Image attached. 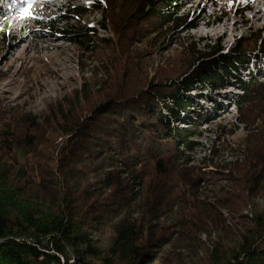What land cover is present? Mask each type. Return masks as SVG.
Segmentation results:
<instances>
[{
    "label": "trees",
    "instance_id": "trees-1",
    "mask_svg": "<svg viewBox=\"0 0 264 264\" xmlns=\"http://www.w3.org/2000/svg\"><path fill=\"white\" fill-rule=\"evenodd\" d=\"M131 1L134 8L129 15H146L154 28L180 30L188 22L185 16H172V0ZM113 4L108 3L106 11L99 4L93 9L111 13ZM82 10L77 7L73 12L82 17L86 12ZM224 12L216 11L210 18L220 20ZM114 19H119L114 31L131 22L121 16ZM72 29L61 32L65 40L73 43L80 36L82 44L92 43L94 53L108 41L97 42L89 32ZM252 37L251 47L244 45V40L238 41L234 55L214 60L216 65L196 70L189 81L185 79L178 86L188 84V91L198 82L217 89L231 70L237 72L236 66L251 58L261 40L260 32ZM205 48L209 52L196 53L204 59L220 52L215 44ZM115 65L110 63L108 67ZM217 65L221 70L216 74L212 69ZM259 84L252 80L239 83L244 96L236 101L238 107L245 103L252 85ZM85 93V89L71 93L65 107L45 115L51 118L48 126L39 119L33 122L26 114L0 115V264H61V258L63 264H264V247L259 246L264 233L257 230L251 238H244L243 250L240 243L226 248L223 242L231 230L225 224L229 223L216 219L214 207H203L196 191L199 185L192 179L194 173L185 168L187 162L173 169L174 154L179 153L182 161L183 152L192 151L197 145L194 139L200 135L193 129L200 126L198 118L190 128L175 130L170 125L180 118L187 104L174 100L175 95L161 93L162 100H174L175 105L158 106L162 100L148 97L144 115H138V107L132 111L124 107L126 111L119 116L114 111L122 110L126 103L117 105L114 98L120 93H116L112 101L106 97L97 100L98 110L94 109L92 115L82 108L87 101ZM136 106L134 103L133 108ZM164 110L169 115H163ZM127 114H131L130 120ZM121 120L129 130L140 122L137 134L144 140L143 133L152 131L151 139L141 144L134 138L136 132L128 131ZM143 144H148V165L141 152ZM162 151L173 155L169 158ZM249 151L240 153L241 162L251 166L249 180L263 182L264 160L257 159L252 166ZM234 171L235 166L230 169L232 174ZM201 178L208 182L206 177ZM217 179L214 176L213 181ZM161 219L165 224H159ZM203 235L215 236L210 249L201 242ZM94 237L101 242L96 243ZM202 250L204 256L200 257Z\"/></svg>",
    "mask_w": 264,
    "mask_h": 264
},
{
    "label": "rangeland",
    "instance_id": "rangeland-1",
    "mask_svg": "<svg viewBox=\"0 0 264 264\" xmlns=\"http://www.w3.org/2000/svg\"><path fill=\"white\" fill-rule=\"evenodd\" d=\"M69 1L70 12L60 17L63 20L60 24L56 23L59 17L53 14L57 8L46 6L45 0H24L19 4L21 10L27 9V14L22 12V16L29 20H21L15 25L8 23L4 35L0 36V115L14 113L23 117L26 114L33 122L37 123L39 119L46 125L51 118L45 115L65 107L69 102L66 98L71 93L85 89L87 101L82 108L86 114H95L94 109L99 105L97 100L106 97L112 101L113 95L120 93L114 102L117 105L123 102L126 106L122 110L116 109L115 115L121 116L126 111L124 107H130L129 111L138 107L137 113L142 116L149 107L146 106L148 97L154 100L158 97L161 101V93L175 95L177 98L174 100L187 106L181 110L180 118L170 123L171 127L177 128L175 130L190 128L198 118L200 126L193 129L200 135L194 139L197 145L193 150L183 152L185 158L182 161L179 153L174 154L173 169L187 162L185 168L194 173L192 179L199 185L196 191L203 207H214L218 215L216 219L229 223L225 224L231 230L223 242L226 248L237 247L239 243L241 248L243 239L251 238L257 230L263 234L264 181L251 183V166L246 161L241 162L243 156L240 153L242 150H254L248 154L253 157L252 166L257 159L264 160V0L250 5L248 13H242L248 0H172V16L187 17V24L180 30L154 28V22L146 15H129L134 8L131 0H108L114 4L113 11L104 12L106 14L93 9L95 4H99L106 11L108 3L106 1L105 4V0ZM210 1H217L218 8L226 13L224 18L215 21L210 18L214 16V8L208 5ZM77 7L86 11L82 17L74 13ZM258 11L260 14H256ZM119 16L132 24L114 31V24L119 21L114 18ZM37 22L44 24L38 25ZM191 26L194 28L189 29ZM69 27H74L72 30L76 33L89 32L97 42L102 39L108 41L94 53L92 43L82 44L80 36L73 43L65 40L66 35H61V32H68ZM257 32H260L261 40L252 51L251 58L237 65V72L231 70L229 78L217 89L198 82L188 91L185 89L188 84L178 86L185 79L189 81L196 70L216 65L214 60L234 55L233 49L238 41L244 40V45L251 47L252 36ZM214 44L220 48L218 54L207 59L196 54L209 52L210 49L205 47ZM114 62L115 66L108 67ZM101 64L107 71L105 75V71L100 69ZM220 70L219 65L212 69L216 74ZM250 79L260 84L252 85L240 108L235 103L244 96L239 83ZM129 82L135 84L130 85ZM93 83L94 88L91 87ZM154 90L157 94L152 93ZM174 100L158 101V106H173ZM134 103L137 104L135 108ZM163 115H169L168 111L164 110ZM126 117L128 120L132 118L131 114ZM121 121L128 131L136 132L134 138L140 139L141 144L151 139L152 131L143 133L144 140L137 134L140 122L129 130V125ZM60 141L61 138L58 139ZM147 145L143 144L141 148L144 154L148 150ZM169 153L162 151L170 158L173 154ZM144 160L150 164L147 153ZM234 166L232 174L230 169ZM202 176L208 182H202ZM214 176L218 177L216 181H213ZM201 185H204L203 189H200ZM159 224H165L164 219ZM94 239L96 243L101 242L99 237ZM200 240L205 248L210 249L215 236L203 235ZM259 246L264 247V240ZM199 254L203 257L204 250ZM63 261L61 258V264Z\"/></svg>",
    "mask_w": 264,
    "mask_h": 264
},
{
    "label": "clouds",
    "instance_id": "clouds-1",
    "mask_svg": "<svg viewBox=\"0 0 264 264\" xmlns=\"http://www.w3.org/2000/svg\"><path fill=\"white\" fill-rule=\"evenodd\" d=\"M3 1L4 0H0V36L4 35V32L6 30L8 23L10 25H15V24L19 23L21 20H29L28 17L22 16V12H24V14H27V9H25V11H23L19 7V4L23 3L24 0H6L5 2H3ZM207 1H209V0H207ZM70 2L71 1H69V0H45L46 6L48 5L52 8H57L56 11L53 12L54 15L59 17V18H56V23L60 24V22L63 21L60 17L65 15V13L69 11V8L71 6ZM216 2L217 1H215L214 3L213 2L211 3V1H210L208 4V5H210L211 8H214V11L212 12V14L214 16H215L214 13L216 11L222 10V12H223V9L218 8ZM42 8H40V9H42ZM65 10H67V11H65ZM57 11H60V13L57 14ZM63 11H64V14L62 13ZM250 11H251V9H247V10L243 9L242 13H248ZM262 12H263V10H262ZM225 16H226L225 14H222L220 20L222 18H224ZM217 22H220V21H217ZM37 24L43 25L44 22H37ZM259 65L260 64H258L257 66H259ZM261 75H263V73ZM249 78H252V77H249ZM250 80H252V79H250Z\"/></svg>",
    "mask_w": 264,
    "mask_h": 264
},
{
    "label": "bare ground",
    "instance_id": "bare-ground-1",
    "mask_svg": "<svg viewBox=\"0 0 264 264\" xmlns=\"http://www.w3.org/2000/svg\"><path fill=\"white\" fill-rule=\"evenodd\" d=\"M256 14H260V11L256 12ZM253 18V17H252Z\"/></svg>",
    "mask_w": 264,
    "mask_h": 264
}]
</instances>
